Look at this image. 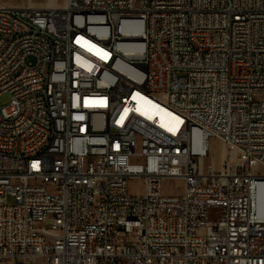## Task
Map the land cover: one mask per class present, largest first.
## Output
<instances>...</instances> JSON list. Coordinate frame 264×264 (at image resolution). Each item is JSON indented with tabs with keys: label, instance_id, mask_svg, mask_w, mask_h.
Instances as JSON below:
<instances>
[{
	"label": "built area",
	"instance_id": "2783aa9c",
	"mask_svg": "<svg viewBox=\"0 0 264 264\" xmlns=\"http://www.w3.org/2000/svg\"><path fill=\"white\" fill-rule=\"evenodd\" d=\"M3 94L0 264H264V0L0 4Z\"/></svg>",
	"mask_w": 264,
	"mask_h": 264
},
{
	"label": "rangeland",
	"instance_id": "374dc122",
	"mask_svg": "<svg viewBox=\"0 0 264 264\" xmlns=\"http://www.w3.org/2000/svg\"><path fill=\"white\" fill-rule=\"evenodd\" d=\"M4 2H10V3H26L27 0H0ZM33 1H39V0H33ZM50 1V0H47ZM46 1V2H47ZM63 0H57V3L60 4ZM11 99V95L9 94H3L0 97V102L7 103ZM227 156L228 151L225 147V145L216 138H210L209 140V154L204 159V162L206 164H212L215 168V170H220L221 165V155ZM224 158V157H223ZM236 162V159H233L230 163L233 167ZM164 192L166 194H175L180 193L182 188V181L180 179L175 178H169L165 180L164 182ZM128 191L131 194H140L143 191V185L139 179H131L128 184Z\"/></svg>",
	"mask_w": 264,
	"mask_h": 264
},
{
	"label": "bare ground",
	"instance_id": "6f19581e",
	"mask_svg": "<svg viewBox=\"0 0 264 264\" xmlns=\"http://www.w3.org/2000/svg\"><path fill=\"white\" fill-rule=\"evenodd\" d=\"M63 5V2L61 4H44L42 5L43 7L44 6H47V7H61ZM41 6V5H40ZM154 113L155 115L158 117L159 121L161 122V124L163 126H166V127H169V122H170V113L163 109V108H160L159 106H155V109H154ZM226 156H224L223 154L221 155V160L223 162L224 158ZM222 162H221V165H222ZM222 168V167H221Z\"/></svg>",
	"mask_w": 264,
	"mask_h": 264
},
{
	"label": "crops",
	"instance_id": "0c3cea01",
	"mask_svg": "<svg viewBox=\"0 0 264 264\" xmlns=\"http://www.w3.org/2000/svg\"><path fill=\"white\" fill-rule=\"evenodd\" d=\"M46 1L47 0H39V1L27 0L26 3H10V2L0 1V4H3L5 6H9V7H16V8H19V7H43L42 5H44V4H57V0H50L47 2ZM221 162H222V160H221Z\"/></svg>",
	"mask_w": 264,
	"mask_h": 264
},
{
	"label": "snow or ice",
	"instance_id": "6c2138e0",
	"mask_svg": "<svg viewBox=\"0 0 264 264\" xmlns=\"http://www.w3.org/2000/svg\"><path fill=\"white\" fill-rule=\"evenodd\" d=\"M34 167H35V165H34Z\"/></svg>",
	"mask_w": 264,
	"mask_h": 264
}]
</instances>
